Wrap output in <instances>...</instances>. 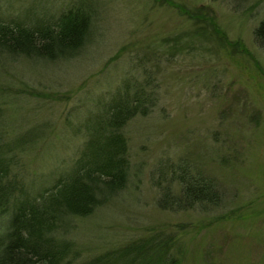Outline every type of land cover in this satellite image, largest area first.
<instances>
[{"label":"rangeland","instance_id":"obj_1","mask_svg":"<svg viewBox=\"0 0 264 264\" xmlns=\"http://www.w3.org/2000/svg\"><path fill=\"white\" fill-rule=\"evenodd\" d=\"M81 5L93 24L79 53L50 61L0 49V157L14 191L0 237L15 205L76 166L87 125L125 89L144 88L152 111L122 129L126 188L91 216L66 218L57 239L74 243L78 264L162 239L179 264H264V50L254 34L264 0H0V21L33 25ZM182 161L219 184V210L158 207L159 168Z\"/></svg>","mask_w":264,"mask_h":264},{"label":"trees","instance_id":"obj_2","mask_svg":"<svg viewBox=\"0 0 264 264\" xmlns=\"http://www.w3.org/2000/svg\"><path fill=\"white\" fill-rule=\"evenodd\" d=\"M92 13V8L81 5L63 12L57 19L41 20L33 25L18 19L1 20L0 49L10 55L50 61L79 53L91 31ZM254 34L264 50V17ZM153 103L144 88L134 93L125 89L110 102L103 115H97L96 120L87 125L90 145L70 173L49 189L51 191L42 194L40 200L20 201L15 205L10 227L0 237V264L78 262L80 254L74 243L58 240L57 233L67 225L66 218L89 217L110 196L126 188L130 158L128 140L122 129L138 115L147 116ZM6 157H0V208L9 211L12 187L9 191L3 185L10 167L4 160ZM155 185L159 191L157 205L164 211L213 213L223 203L219 184L189 161L161 166ZM172 243L173 239H162L133 244L111 253L108 257L111 260L97 256L82 264H115L120 255L133 257V264H148L141 261L145 255L149 256V264H179Z\"/></svg>","mask_w":264,"mask_h":264}]
</instances>
